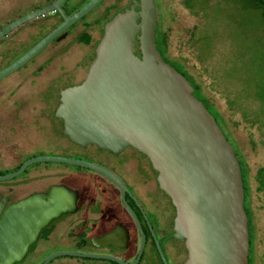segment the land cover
Wrapping results in <instances>:
<instances>
[{"label":"water","instance_id":"1","mask_svg":"<svg viewBox=\"0 0 264 264\" xmlns=\"http://www.w3.org/2000/svg\"><path fill=\"white\" fill-rule=\"evenodd\" d=\"M100 1L92 0L66 18L59 29L1 71L0 79L22 68ZM64 2L57 0L9 24L0 38ZM157 21L156 0L135 2L109 21L87 76L61 92L56 116L78 145H96L116 154L132 147L150 159L160 188L176 208L174 231L177 239L185 241V264H249L241 164L215 117L194 96L190 81L163 60L155 43ZM43 161L108 174L84 161L41 157L0 179L16 177L28 165ZM27 206L10 207L0 219V264L21 262L44 225V219L38 220Z\"/></svg>","mask_w":264,"mask_h":264},{"label":"flooded vegetation","instance_id":"2","mask_svg":"<svg viewBox=\"0 0 264 264\" xmlns=\"http://www.w3.org/2000/svg\"><path fill=\"white\" fill-rule=\"evenodd\" d=\"M56 1L16 0L10 12L0 16V32ZM91 1L65 0L59 8L27 21L0 38V64L5 61L0 72ZM135 2L140 4L141 0H101L74 24L58 32L23 67L52 45H64L61 53L68 46H77L80 53L75 69L81 67L82 73L78 75L73 70L68 80L72 83L69 87L79 85L96 57L106 24ZM180 2L185 10L199 15L215 4V0ZM135 10L139 11L140 7L136 6ZM10 53L15 58H10ZM58 56L57 53L43 64L48 65ZM14 73L0 79V177L14 174L30 160L41 157L80 160L110 174L43 161L28 165L16 177L0 179V219L10 207L26 203L28 212L37 214L38 220L44 219L25 258L16 264H185L188 258L185 241L177 239L174 231L176 208L160 188L159 174L150 159L132 147L116 154L96 145L83 147L72 142L65 134L64 121L56 116L60 94L69 87L48 96L47 89L39 92L31 88L20 94L18 85L2 89L1 85ZM77 76L81 82H73ZM64 77L59 75L58 79ZM35 98L40 101L34 103ZM50 143L61 147L64 154L48 155Z\"/></svg>","mask_w":264,"mask_h":264},{"label":"rangeland","instance_id":"3","mask_svg":"<svg viewBox=\"0 0 264 264\" xmlns=\"http://www.w3.org/2000/svg\"><path fill=\"white\" fill-rule=\"evenodd\" d=\"M15 3L16 0H0V16L5 17ZM157 6L156 31L162 30L169 38V57L165 54L164 58L190 79L197 97L215 116L240 161L246 188L245 206L251 219L254 218L257 231L255 262L264 264V23L261 12L248 0H215L201 15L185 10L180 0H157ZM62 46L48 47L11 75L1 88L18 85L19 94L31 88L39 92L47 89L48 96L71 86L69 73L73 70L78 75L82 73L81 67L75 69L80 49L68 46L61 53ZM57 53L55 61L43 64ZM12 56L16 55L10 53L9 57ZM4 62L0 69L5 66ZM40 66L43 68L37 71ZM63 74L65 77L59 80ZM81 81L78 76L73 79L76 83ZM39 101L34 99V103ZM63 152L53 143L48 146V155Z\"/></svg>","mask_w":264,"mask_h":264},{"label":"trees","instance_id":"4","mask_svg":"<svg viewBox=\"0 0 264 264\" xmlns=\"http://www.w3.org/2000/svg\"><path fill=\"white\" fill-rule=\"evenodd\" d=\"M253 7H255L256 9L260 10L261 12V17H262V21L264 23V0H248ZM155 43L157 45V49L160 52L163 60L166 63H169L165 58L164 55L166 54L168 56L169 53V38L168 35L163 32L162 30H157L156 31V38H155ZM169 57V56H168ZM170 64V63H169ZM172 65V64H170ZM173 66V65H172ZM174 68H176L175 66H173ZM177 69V68H176ZM178 70V69H177ZM179 71V70H178ZM180 72V71H179ZM181 73V72H180ZM189 81L190 79L183 74ZM190 83L192 84V82L190 81ZM192 86L194 87L195 91H194V96L199 99L197 97V93H196V88L195 86L192 84ZM200 100V99H199ZM201 101V100H200ZM203 102V101H202ZM204 105L206 106V103L203 102ZM207 107V106H206ZM208 109V108H207ZM209 110V109H208ZM210 111V110H209ZM212 114V112H210ZM213 115V114H212ZM214 116V115H213ZM215 117V116H214ZM216 119V118H215ZM217 121V120H216ZM218 123V122H217ZM239 160V159H238ZM240 162V161H239ZM242 175H243V171H242ZM243 181H244V190H245V201H246V188H245V180H244V175H243ZM257 189H259L257 187ZM246 212L248 214V218H249V234H250V254H249V264H257L255 261L256 259V240H257V231H256V227H255V222H254V218L251 219L252 217H250V213H248V210L245 206ZM252 260L254 262H252Z\"/></svg>","mask_w":264,"mask_h":264}]
</instances>
